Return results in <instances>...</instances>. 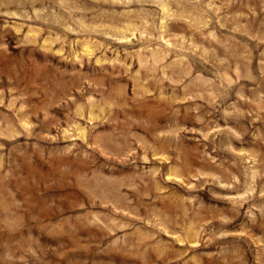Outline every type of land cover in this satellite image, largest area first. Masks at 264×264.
Returning a JSON list of instances; mask_svg holds the SVG:
<instances>
[{"label":"rangeland","instance_id":"374dc122","mask_svg":"<svg viewBox=\"0 0 264 264\" xmlns=\"http://www.w3.org/2000/svg\"><path fill=\"white\" fill-rule=\"evenodd\" d=\"M0 264H264V0H0Z\"/></svg>","mask_w":264,"mask_h":264}]
</instances>
